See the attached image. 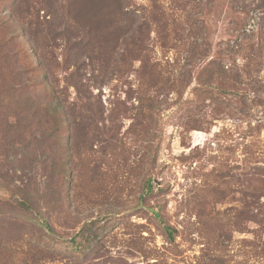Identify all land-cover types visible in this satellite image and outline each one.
<instances>
[{
    "label": "rangeland",
    "instance_id": "rangeland-1",
    "mask_svg": "<svg viewBox=\"0 0 264 264\" xmlns=\"http://www.w3.org/2000/svg\"><path fill=\"white\" fill-rule=\"evenodd\" d=\"M0 264H264V0H0Z\"/></svg>",
    "mask_w": 264,
    "mask_h": 264
},
{
    "label": "trees",
    "instance_id": "trees-1",
    "mask_svg": "<svg viewBox=\"0 0 264 264\" xmlns=\"http://www.w3.org/2000/svg\"><path fill=\"white\" fill-rule=\"evenodd\" d=\"M155 2H157V1H155ZM155 5L158 6V3ZM230 52H233V48H230ZM219 54H220V52H219ZM221 58H223L222 55H221ZM32 70H34V69H32ZM31 95L33 97L32 92H31ZM57 104H59V103H57ZM41 105L39 104L37 108L33 109L34 113H40L42 111ZM56 108H57V106L55 107V116H57V118L60 119L61 112L56 110ZM63 166L64 165L62 164V167H58V168L56 167V168L52 169V172L50 174V177L52 180L54 178H59L60 172L62 170H64ZM52 182H54V180ZM20 191H21V193L17 194V196H15V197L12 196L13 198H15V202L13 203V205L19 210H22V211L30 213V214L35 213L36 216H40L39 215L40 203L36 198L37 195L34 192L29 191L28 189L23 191L21 188Z\"/></svg>",
    "mask_w": 264,
    "mask_h": 264
}]
</instances>
